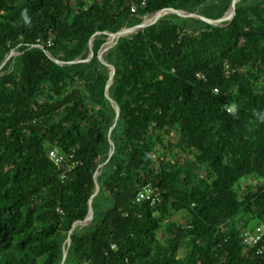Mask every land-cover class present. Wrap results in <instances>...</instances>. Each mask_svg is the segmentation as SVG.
<instances>
[{
  "label": "trees",
  "instance_id": "obj_1",
  "mask_svg": "<svg viewBox=\"0 0 264 264\" xmlns=\"http://www.w3.org/2000/svg\"><path fill=\"white\" fill-rule=\"evenodd\" d=\"M230 2L0 0V64L17 52L0 69V264H60L111 140L63 264H264L240 235L264 224V0H238L223 26L166 14L103 51L110 139L97 58L107 32L161 8L220 18ZM147 183L154 203L136 200Z\"/></svg>",
  "mask_w": 264,
  "mask_h": 264
},
{
  "label": "water",
  "instance_id": "obj_2",
  "mask_svg": "<svg viewBox=\"0 0 264 264\" xmlns=\"http://www.w3.org/2000/svg\"><path fill=\"white\" fill-rule=\"evenodd\" d=\"M238 1V0H237ZM236 1V2H237ZM236 2H234V0H231L230 2V5H229V8H228V13L231 14V20L234 18L235 16V6H236ZM170 7V6H169ZM168 7H164V8H161L155 12H158V11H163L165 9H167ZM226 11V12H227ZM153 12V13H155ZM226 12L224 13V15L220 18H211V17H207V16H204V15H200V14H196V13H193V12H188V11H185L184 9H180V12H175L177 15L181 16V17H184L186 19H201V20H204L210 24H213V25H219V26H223L224 24L221 22V20L224 18ZM151 13V14H153ZM186 13H189V14H192L193 16L192 17H188L186 15ZM165 14H162L160 15L157 19L155 20H152V21H145V18H143L141 20V22H139L138 24H135L133 26H130V27H123L121 29H119L118 31L116 32H107V39L106 41L109 39L110 36H113L112 39L114 40L113 43L120 37V36H124L128 33H132V32H136V31H139L141 29H143L145 26H148L150 24H153L155 23L157 20H159L162 16H164ZM146 16V15H145ZM105 41V42H106ZM104 42V43H105ZM104 43L101 45V47L98 49L97 51V58L103 63L105 64L108 69H109V74H108V80L106 82V85H105V88H104V92H105V96L109 99L110 103L112 104V106L114 107V110H115V119H114V122L113 124L109 127L108 129V138L110 139L111 137V130L113 129V127L116 125L117 123V120H118V116H119V106L118 104L112 99L110 98V96L108 95V87L109 85L111 84V81H112V78H113V75H114V65L103 60L102 59V52L104 51ZM88 45H89V54H88V57L85 59V61H88L91 57V53L93 52L92 50V46H91V38L88 42ZM45 53L47 54V56L54 62L58 63V64H62L61 61L53 58L47 51H45ZM9 56L5 57L4 60L1 62L0 64V69L2 67V65L5 63L6 59L8 58ZM111 143V148H110V151H109V155L107 157V159L100 163L99 166H98V170H96L94 172V179H95V188L94 190L92 191V193L90 194L89 196V200H88V212H87V215L84 217V219L82 220H77L75 221L72 226H71V229L68 231V234H67V237H66V240H65V243H66V247L65 249L63 250V256H62V259H61V262L60 264H63L64 262V259L66 257V254H67V249H68V246L70 244V235H71V232L73 230V228L76 226V225H81L82 222H84L85 219H88L87 223H89L91 220H92V217H93V208H92V204H91V201H92V198L93 196L97 193L98 189H99V182H98V179H97V175L99 174L100 172V169L103 167V165L108 161L109 157L111 156V154L113 153V142L112 140L110 141Z\"/></svg>",
  "mask_w": 264,
  "mask_h": 264
},
{
  "label": "built area",
  "instance_id": "obj_3",
  "mask_svg": "<svg viewBox=\"0 0 264 264\" xmlns=\"http://www.w3.org/2000/svg\"><path fill=\"white\" fill-rule=\"evenodd\" d=\"M136 7L134 4L130 6V10L133 12L135 11ZM52 44L51 40L48 41V45ZM40 46V45H38ZM41 47V46H40ZM43 48V47H41ZM12 53L15 52L14 50L11 51ZM17 54V52H16ZM9 56V54H8ZM226 73L230 72L229 65L225 63ZM196 76L200 79H204L205 76L203 73H196ZM216 90V89H215ZM229 107H226V110ZM228 111V110H227ZM70 157L73 155L70 154ZM48 157L50 160L58 167H61L63 169L72 168L75 164L73 160L68 163L66 159V153L60 151L58 148H50L48 150ZM151 184L147 183L142 185L137 194H136V200L141 201L144 199L150 200L151 203H154L159 197H157V194L151 195ZM241 237L243 238V242L250 246L256 245V253L261 255L264 258V224L260 223L258 225H249L245 227L244 230L241 232ZM113 247V246H112Z\"/></svg>",
  "mask_w": 264,
  "mask_h": 264
},
{
  "label": "rangeland",
  "instance_id": "obj_4",
  "mask_svg": "<svg viewBox=\"0 0 264 264\" xmlns=\"http://www.w3.org/2000/svg\"><path fill=\"white\" fill-rule=\"evenodd\" d=\"M168 14H176V13H168ZM226 14H228V11L226 12ZM225 14V15H226ZM166 15V14H165ZM150 16H152V14H148V15H146V16H144L143 18H145V19H147V17H150ZM223 22H225V21H223ZM113 39H111L109 42H108V45L107 46H103V48H104V52H105V50L107 49V48H109V46H111L112 44H113ZM16 54V52H10L9 53V56H11V55H15ZM92 57V56H91ZM91 57H89V58H91ZM181 154H179V156H180ZM249 182H255V180L251 177V176H248V177H245V178H243L242 180H241V183H240V185L241 186H243L242 188H244V186H245V184H247V183H249ZM172 219H174L175 221H178V222H182L183 221V219H184V213L183 212H177L175 215H173L172 216ZM88 221V219H85L84 220V222H82V224L81 225H86V224H88L87 223V221ZM258 225V224H260V220L259 219H255V220H252V224L251 225ZM184 252V250L183 249H180V251H179V254H182Z\"/></svg>",
  "mask_w": 264,
  "mask_h": 264
},
{
  "label": "bare ground",
  "instance_id": "obj_5",
  "mask_svg": "<svg viewBox=\"0 0 264 264\" xmlns=\"http://www.w3.org/2000/svg\"><path fill=\"white\" fill-rule=\"evenodd\" d=\"M237 0H234V2H236ZM175 12H180V9H165L163 11H158V12H155L152 14V16L150 17H147V19H145V21H152L154 20L155 18L159 17L160 15L162 14H168V13H175ZM187 16H190L192 17L193 15L192 14H189V13H186ZM231 20V14L228 13L224 16V18L221 20V22L223 24H227L229 21ZM225 21V22H223ZM113 36H110L109 39L104 43V46H107L108 45V42L112 39Z\"/></svg>",
  "mask_w": 264,
  "mask_h": 264
},
{
  "label": "clouds",
  "instance_id": "obj_6",
  "mask_svg": "<svg viewBox=\"0 0 264 264\" xmlns=\"http://www.w3.org/2000/svg\"><path fill=\"white\" fill-rule=\"evenodd\" d=\"M21 18L23 20V23L25 25H30L31 24V17L29 16L28 14V10L27 9H24L22 12H21ZM228 112L235 115L236 114V106L235 105H232L231 107H229L228 109Z\"/></svg>",
  "mask_w": 264,
  "mask_h": 264
}]
</instances>
